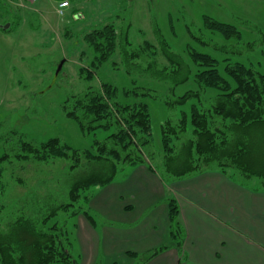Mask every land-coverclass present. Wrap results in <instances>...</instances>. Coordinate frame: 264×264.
<instances>
[{"label":"trees","instance_id":"obj_1","mask_svg":"<svg viewBox=\"0 0 264 264\" xmlns=\"http://www.w3.org/2000/svg\"><path fill=\"white\" fill-rule=\"evenodd\" d=\"M72 13L73 17L77 15L76 10ZM10 18L11 26L18 25L16 15ZM30 19H37V15L32 13ZM203 26L226 41L239 40L234 26L209 17H203ZM186 27L191 40L204 43L190 24ZM119 37L123 35L119 36L111 23L84 34L83 41L94 57L88 69H78L79 78L91 82L117 52L119 62L111 66L120 63L124 73L133 79L155 68L160 58L162 69L170 68L172 74L160 71L159 76L174 80V85L167 87L170 95L164 104L171 111L192 102L189 115L181 111L174 121L165 120L160 127L161 151H155L144 100H157L156 95L141 88L123 89L126 98L134 99L125 104L118 101L114 85L101 82L97 88L89 85L80 94L69 96L62 105L65 117L77 125L83 136L112 129L104 139H94L90 149H72L58 138L46 142L28 141L22 136L4 142L0 139L5 149L13 142L0 156V264H77L69 220L82 215L92 225L105 224L89 208L90 200L97 189L125 178L127 171L136 166H146L166 186L214 172L241 187L264 192V72L225 58L222 75L216 59L188 45L186 54L197 68L191 75L189 66L162 38L156 51L148 42L133 47L126 38L120 47ZM215 49L234 53L228 47ZM144 58L148 59L146 66L141 62ZM189 79L196 89L174 97L173 89ZM87 167L91 173L78 177ZM166 204L170 233L180 247L183 236L179 207L168 191ZM163 249L131 256L135 264H145Z\"/></svg>","mask_w":264,"mask_h":264},{"label":"rangeland","instance_id":"obj_2","mask_svg":"<svg viewBox=\"0 0 264 264\" xmlns=\"http://www.w3.org/2000/svg\"><path fill=\"white\" fill-rule=\"evenodd\" d=\"M9 4L19 21L9 32L0 30V139L3 142L7 138L17 140L18 136L34 142L58 138L72 149H90L94 139H104L112 129L83 136L77 125L65 117L62 105L69 96L80 94L87 86L97 88L105 82L118 89L121 103L134 102L122 94L123 89L141 88L156 95L157 100L144 102L150 114L153 149L161 151V125L167 119L174 121L181 111L189 115L192 102L168 110L164 101L169 100L167 87L174 85V80H162L159 76L160 71L172 74V69H162L160 58L155 61V68L133 79L124 73L120 63L111 66L112 62H119L117 52L110 64L99 68L91 82L80 79L78 69H88L94 57L83 36L102 24L111 23L119 36L123 35L119 37L120 47L126 38L133 47L148 42L157 51L162 38L189 66L191 75L197 68L186 54L188 45L216 59L222 75L225 58L264 72V0H74L64 18L57 17L54 0H38L35 5L19 1ZM73 10L77 12L74 17L70 14ZM32 13L37 19H30ZM203 17L234 26L239 40L226 41L219 34L205 30ZM10 20L0 10V24H9ZM189 24L204 43L190 39L186 27ZM218 47H228L234 53H223L215 49ZM141 62L146 66L148 59ZM195 89L189 79L175 87L173 95L179 97ZM12 143L6 149L5 144H0V156ZM90 173L91 168L87 167L78 177L85 178Z\"/></svg>","mask_w":264,"mask_h":264},{"label":"crops","instance_id":"obj_3","mask_svg":"<svg viewBox=\"0 0 264 264\" xmlns=\"http://www.w3.org/2000/svg\"><path fill=\"white\" fill-rule=\"evenodd\" d=\"M166 191L179 207L180 247L170 233ZM89 208L105 224L92 225L82 215L69 221L77 264H135L132 254L160 248L145 264H264V192L220 173L166 186L155 172L136 166L97 189Z\"/></svg>","mask_w":264,"mask_h":264},{"label":"built area","instance_id":"obj_4","mask_svg":"<svg viewBox=\"0 0 264 264\" xmlns=\"http://www.w3.org/2000/svg\"><path fill=\"white\" fill-rule=\"evenodd\" d=\"M27 5H34L38 0H17ZM70 9V3L68 0L57 1L55 13L57 17L64 18L67 11Z\"/></svg>","mask_w":264,"mask_h":264},{"label":"flooded vegetation","instance_id":"obj_5","mask_svg":"<svg viewBox=\"0 0 264 264\" xmlns=\"http://www.w3.org/2000/svg\"><path fill=\"white\" fill-rule=\"evenodd\" d=\"M14 0H0V10H4L6 12V14L11 17L12 15H14L13 12V8L9 3H12ZM6 25H9L10 27L8 29H4L6 27ZM11 29V24L9 22V24L7 23H3L2 25L0 24V30L3 31H7Z\"/></svg>","mask_w":264,"mask_h":264},{"label":"water","instance_id":"obj_6","mask_svg":"<svg viewBox=\"0 0 264 264\" xmlns=\"http://www.w3.org/2000/svg\"><path fill=\"white\" fill-rule=\"evenodd\" d=\"M9 28V25H6V27L4 28L5 30Z\"/></svg>","mask_w":264,"mask_h":264}]
</instances>
